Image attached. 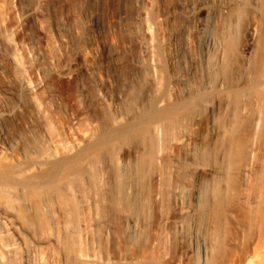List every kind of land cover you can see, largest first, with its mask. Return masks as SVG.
<instances>
[{
  "label": "rangeland",
  "instance_id": "374dc122",
  "mask_svg": "<svg viewBox=\"0 0 264 264\" xmlns=\"http://www.w3.org/2000/svg\"><path fill=\"white\" fill-rule=\"evenodd\" d=\"M257 254L264 0H0V264Z\"/></svg>",
  "mask_w": 264,
  "mask_h": 264
},
{
  "label": "bare ground",
  "instance_id": "6f19581e",
  "mask_svg": "<svg viewBox=\"0 0 264 264\" xmlns=\"http://www.w3.org/2000/svg\"><path fill=\"white\" fill-rule=\"evenodd\" d=\"M7 168H8V167H7ZM9 169H11V168H9ZM9 169H6V170L4 169L5 171H3L1 175H2L3 177H10L9 175H10V171H11V170L9 171ZM12 170H13V168H12ZM14 172H15V171H14ZM11 173H12V172H11ZM14 174H15V173H14ZM258 251H259V253H261L260 250H258ZM261 251H262V250H261ZM256 252H257V251H256ZM257 253H258V252H257ZM261 254H263V253H261ZM254 255H255V254H254ZM257 256H259L260 258L258 259ZM250 257H251V258H249L248 261L246 260L248 264H264V256H263V255H260V254L258 255V254H257V255H256L257 259H253V258H252L253 255L250 256ZM217 258H218V257H217ZM254 258H255V256H254ZM250 259H252V260H250ZM218 262H219V260H218ZM247 263H246V264H247ZM219 264H221V263H219Z\"/></svg>",
  "mask_w": 264,
  "mask_h": 264
}]
</instances>
